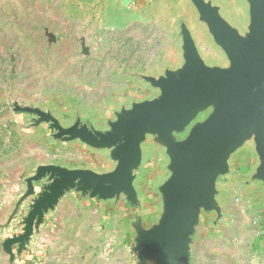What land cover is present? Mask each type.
Here are the masks:
<instances>
[{"label":"rangeland","instance_id":"obj_1","mask_svg":"<svg viewBox=\"0 0 264 264\" xmlns=\"http://www.w3.org/2000/svg\"><path fill=\"white\" fill-rule=\"evenodd\" d=\"M117 1L0 0V264H161L149 260L142 236L134 234L123 194L117 198L121 203L86 194L80 176L65 178L60 168L82 165L84 129H107L106 119H115L122 106L155 95L142 74L158 76L182 64L175 58L181 21L208 65L228 61L189 0L171 1L175 10L156 14L157 22L165 20L164 32L151 41L144 40L142 25L123 26L132 15L112 10ZM121 3L137 8L131 1ZM208 3L207 16L220 15L221 9L232 27L247 30L239 34L245 40L251 39L255 8H264V0ZM238 60L231 53L232 68ZM194 70L188 63L166 79L193 83L201 76L199 67ZM82 97L90 104L82 106ZM149 150L145 167L151 171L136 181L143 200L152 196L150 179L161 169L152 163L160 156ZM87 153L83 159L91 155L94 170L113 168L107 150ZM101 199L110 202L101 205ZM202 242L215 244V250L202 251V263H196L199 253L189 251V264H264V252L225 246L212 237Z\"/></svg>","mask_w":264,"mask_h":264},{"label":"crops","instance_id":"obj_2","mask_svg":"<svg viewBox=\"0 0 264 264\" xmlns=\"http://www.w3.org/2000/svg\"><path fill=\"white\" fill-rule=\"evenodd\" d=\"M121 1H131L137 5V8L129 9ZM171 1L174 2V0H118L115 3L112 2L111 7L112 10H117L118 14L124 12V14L132 15L125 20L126 23L123 26L142 25L144 40L151 41V37L155 39L163 37L164 29L161 26L164 27L165 20L158 19L157 22L155 16L156 14L159 16L162 11L175 10V4ZM189 1L193 9H196L199 21L206 27L212 43L222 50L228 64L226 66L208 65L193 32L186 22L181 21L177 32L179 40H175L177 53L175 58L183 60L182 64L177 69H165L164 73L158 76L142 74V79L152 87L155 95L145 99H134L129 106H122L115 112V119H106L108 128L99 129L94 126L95 133L107 135L113 129L112 124L120 122L125 116L137 115V110L146 105L159 103L165 95L160 83L167 80V75L172 76L188 63L192 70L196 67L212 70L232 69L230 52L219 41L207 19L208 0ZM131 10L133 12L127 13ZM218 10H220V15L217 17L228 28L241 36L248 33L246 30L243 34L238 28L232 27L225 21L221 9L218 8ZM84 43L85 38L82 37V44ZM82 101L84 102L82 106L90 104L85 97H82ZM212 107L213 103L205 104L192 115L177 113L165 129L146 128L136 137V145L131 152L129 162L130 187L123 197L120 196V199L123 198L126 203L123 208L128 210V218L134 234L142 236L143 250L149 253V260L153 259L154 262L164 260L170 264L177 260L180 264H189L190 257H186V253L191 251L199 253L196 255V260H199L196 263H202L201 252L206 250L209 254L211 249L215 250V244L205 247L202 242L211 237L219 239V242L225 246L237 244V247H247L251 251L264 252V154L260 150L256 130L242 136L239 142L225 153L222 165L208 175L206 184L209 187V193L205 200L200 198L198 193L190 200H188L187 193L183 194L184 205L180 217L175 224L169 225L174 211L171 191L179 183L178 173L186 172V165L191 161L184 149L195 141L197 131L205 128L215 116L217 112L212 110ZM82 144L90 154L107 150L109 161L114 165L113 168L104 172L94 170L89 167L92 161L90 160L91 155L88 160L83 159V154H88L86 152L82 154V165H66L62 167L63 169L106 177L118 174L121 168L120 146L122 142L116 146L101 147L95 146L82 136ZM146 147L154 156L156 154L160 156V158L156 156L152 163L156 162L161 169L158 172L156 170L152 176L156 179H150L152 193L149 195L154 198L150 196L143 200L136 181L139 176H144L147 171H151V166L145 167ZM236 171L239 173L237 178L242 179V182L234 178ZM157 179L159 181L155 183ZM234 197H240V201H234ZM107 201L109 200L101 199V205ZM110 201L120 202L116 197H110ZM135 209H140L139 211L142 212L136 216ZM105 210L107 211L106 208ZM158 250L166 251V255L163 257L156 253ZM210 258L211 256H208L207 260ZM191 259H194V253Z\"/></svg>","mask_w":264,"mask_h":264},{"label":"water","instance_id":"obj_3","mask_svg":"<svg viewBox=\"0 0 264 264\" xmlns=\"http://www.w3.org/2000/svg\"><path fill=\"white\" fill-rule=\"evenodd\" d=\"M255 16L250 40L239 37L217 15L207 16L219 41L230 55L233 53L239 59L236 67H231V70L199 67L201 76L196 75L193 83L169 78L160 83L165 95L159 103L140 108L137 115L125 116L123 121L116 123L114 131L107 135L88 129L82 131V136L95 146H116L124 140L120 146L121 168L118 174L106 177L60 168L65 175L63 177L80 176L79 181L82 180V190L86 194L90 191V195L99 193L103 198H118L130 187L129 162L137 135L150 127L165 129L177 113L192 115L205 104L213 103L219 106L217 113L205 128L197 131L195 141L184 149L191 161L186 165V172L178 173L179 183L171 191L174 211L169 225H173L184 205L183 194L187 193L190 200L198 193L205 200L209 193L208 175L222 165L225 153L242 136L256 130L259 147L264 154V8L257 6ZM243 61L245 65L242 66ZM192 71L195 73L194 68ZM163 252L156 251L164 257L166 253ZM157 262L167 264L164 260Z\"/></svg>","mask_w":264,"mask_h":264}]
</instances>
